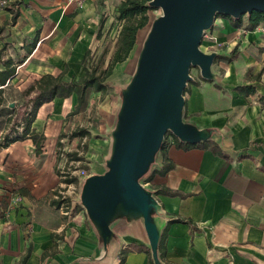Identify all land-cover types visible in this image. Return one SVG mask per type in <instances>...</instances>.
I'll list each match as a JSON object with an SVG mask.
<instances>
[{
  "label": "crops",
  "instance_id": "1",
  "mask_svg": "<svg viewBox=\"0 0 264 264\" xmlns=\"http://www.w3.org/2000/svg\"><path fill=\"white\" fill-rule=\"evenodd\" d=\"M123 1L86 0L79 8L67 0H0V71L8 59L16 68L5 86L6 105L13 109L34 97L21 99L20 93L44 75L59 76L67 70L63 82L79 81L85 68L98 63L92 59L98 50V60L106 53L102 66L106 68L124 24L117 19ZM14 3L19 4L13 8ZM11 8L19 13L16 21ZM246 22L244 18L237 28L227 17L216 18L210 32L216 41L204 39L202 50L222 58L230 57L235 48L239 54L230 61L217 57L212 67L215 78L208 81L199 74L185 91L184 121L212 132L210 140L220 152L179 149L170 139L156 167L169 160L174 169L144 185L153 193L156 187L187 195L154 193L161 207L156 221L162 233L166 229L170 264H264V104L259 102L264 97V27L246 31ZM135 48L107 79L106 94L90 90L88 103L98 93L107 96L109 79L117 68L120 72L119 67L131 66ZM259 73L261 81L254 82ZM251 84L255 95L239 94L240 86ZM77 105L74 94L39 109L31 131L46 138L41 155L30 138L0 146V264H22L26 255L24 264L150 262L145 252H130L121 262L131 244L150 247L141 218L119 213L110 223L112 236L105 241L81 205L67 215L56 199L63 162L58 159V142L84 113H76ZM13 121V114L1 118L0 144ZM179 219L190 220L193 226Z\"/></svg>",
  "mask_w": 264,
  "mask_h": 264
},
{
  "label": "water",
  "instance_id": "2",
  "mask_svg": "<svg viewBox=\"0 0 264 264\" xmlns=\"http://www.w3.org/2000/svg\"><path fill=\"white\" fill-rule=\"evenodd\" d=\"M149 7L162 14L152 22L137 72L124 92L106 171L87 178L80 205L105 241L119 213L141 218L154 262L163 264L158 254L162 230L156 221L161 207L142 179L168 133L189 145L211 139L212 132L184 121L191 70L197 68L204 80L215 78L218 54L201 49L203 38L220 15L239 20L264 14V0H152Z\"/></svg>",
  "mask_w": 264,
  "mask_h": 264
},
{
  "label": "trees",
  "instance_id": "3",
  "mask_svg": "<svg viewBox=\"0 0 264 264\" xmlns=\"http://www.w3.org/2000/svg\"><path fill=\"white\" fill-rule=\"evenodd\" d=\"M152 0H124L119 8H118V15L117 19L123 21L124 24L119 34L118 42L116 51L111 58L108 66L103 68L104 59L106 53L102 55L100 60L96 65H91L89 68L86 69V74L82 77L79 81L73 83H65L63 82V76L67 70H65L59 76H54L51 74L42 76L39 80L35 81L34 84L29 86L24 92L20 93L21 99H26L31 97L32 94H35L34 97L29 98L24 105L27 107L24 117L22 118V127L23 131L19 132L15 127H12L8 133L2 136V143L0 144L1 147H8L14 142L24 140L26 138H30L37 150V154L41 155L42 149L44 148L46 138L42 134L36 133V131L32 130L31 127L37 118V114L39 109L46 103H50L54 101L56 98H69L72 95L76 94L78 96V105L76 107V113L85 110L88 107V92L90 90L94 92H100L101 94L105 95L107 92V79L112 75L114 68L117 64L125 62L130 53L134 50L137 37L140 30L144 29L148 26L150 22V17L148 12L151 10L149 4ZM19 3H14L12 7L14 8ZM11 8L10 11L13 12V20L16 21L19 13L15 12V10ZM218 17H221L218 16ZM235 27H240L243 25V20L246 18V25L244 26V30L252 31L256 28L263 26L264 27V14L259 12H254L250 16H244L239 20L227 17ZM239 54L238 49L235 48L230 57H218V59H225L226 61H230L231 58L237 57ZM90 58V53L86 54L84 59V64L87 59ZM5 70L0 71V122L2 117H6V115L13 114V109H10L6 105V100L4 98L5 94V86L7 85L8 81L14 77L16 74V68L14 67V61L12 59H8L4 62ZM262 77V73L257 74L254 77V82H260ZM238 92L240 95L244 97H249L250 95L256 94V87L251 85L240 86L238 88ZM259 102L264 104V97H259ZM9 122L12 119H8ZM89 135L87 130L78 129L74 131L71 135V138H84ZM65 136L64 134L60 135V141ZM174 146L179 149L189 150L192 148H199L204 150H211L214 153L218 154L220 152V147L212 140H208L202 142L197 145H189L180 142L177 138H175L171 133H168L165 137L163 146L159 152L161 154L163 150L168 146L169 141ZM60 141L58 143H60ZM59 146H61L59 144ZM60 151L58 152V159L60 160ZM69 157L71 160L74 161H82L83 157H78L77 154L73 153L70 154ZM174 169L173 163L169 160H165L162 166L154 167L151 171L143 178V184H150L156 176H165L170 171ZM58 175L61 177L62 174L58 171ZM60 183L66 184H73L77 183V178H66L61 179ZM154 193L156 195H167V196H181L182 198H186L187 195H184L177 191L168 190L166 188H156L152 187ZM62 202L59 201V204ZM179 222L188 223L193 226V223L190 220H178ZM194 230H196L193 227ZM29 254L30 249L27 251ZM130 252H145L149 255L150 262L149 264H155L152 250L150 247L131 244L126 250L123 251L122 260L123 263L125 261V256ZM166 229L161 235V239L158 246V254L159 260L163 264H170L166 258ZM29 255H26L25 258L22 259V264H24L27 260Z\"/></svg>",
  "mask_w": 264,
  "mask_h": 264
},
{
  "label": "rangeland",
  "instance_id": "4",
  "mask_svg": "<svg viewBox=\"0 0 264 264\" xmlns=\"http://www.w3.org/2000/svg\"><path fill=\"white\" fill-rule=\"evenodd\" d=\"M161 14L162 11L160 9H151L148 12L150 22L147 27L140 30L138 33L135 48V61L131 64V66H127V69L119 67L120 69L123 68L120 72L117 68L115 77L109 79V90L107 96L103 98L102 95L98 93L96 97H93L88 103V109L83 111L84 113L80 115L79 121L74 125L75 129L70 133L66 132L64 134L65 137L61 139L59 143L61 146L58 151L66 157L62 159V163L60 162V174L66 176V178H77V190L69 197L76 202L75 207L80 205L82 188L87 178L92 175H96L98 170L100 172L106 171V166L103 168L100 163L104 161V164L106 165V160L111 155L113 144L112 133L117 126L118 114L123 103L124 92L137 72L140 53L151 30L152 22L159 18ZM111 43L112 41L108 44L111 45ZM203 45L204 44L202 42L201 49H203ZM100 51L101 50H98L95 52V56H92V59L95 58L94 62L99 61L98 57L100 55ZM199 74L200 72L197 68H193L191 70L192 77H196ZM23 102L24 101L19 102L20 104L13 107L14 121L11 124V128L22 127V118L27 110V107ZM77 129L87 130L89 135L84 138H71L72 133ZM73 153L77 154L78 157H83L84 159L82 161H70L69 159L71 158L69 155ZM66 159L68 161H66ZM160 159L161 155L158 153L151 169L157 166Z\"/></svg>",
  "mask_w": 264,
  "mask_h": 264
},
{
  "label": "built area",
  "instance_id": "5",
  "mask_svg": "<svg viewBox=\"0 0 264 264\" xmlns=\"http://www.w3.org/2000/svg\"><path fill=\"white\" fill-rule=\"evenodd\" d=\"M85 1L86 0H67L68 4L76 3L79 6V8H82L84 6ZM210 32H211V30H209L205 33L203 40L204 39H210V40L216 41V38L213 37V35H210ZM64 157H65L64 154H60L61 159H64ZM66 161H68V160L66 159ZM60 179H66V176L62 175L60 177ZM76 184L77 183H73V184L61 183L56 190V195H55L56 199L58 201H61L62 202L61 206L65 207L67 209V212H66L67 215L70 214L71 212H73L74 209L76 208L75 207L76 202L73 201L72 198H69L77 190ZM144 185H146V184H144ZM17 201L18 200H16L14 203H16ZM69 202H70V204H69Z\"/></svg>",
  "mask_w": 264,
  "mask_h": 264
}]
</instances>
